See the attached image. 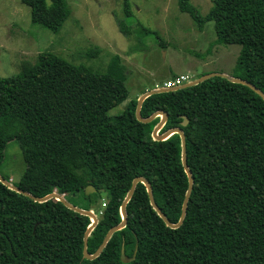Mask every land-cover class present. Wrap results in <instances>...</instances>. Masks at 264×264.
<instances>
[{
  "label": "trees",
  "instance_id": "16d2710c",
  "mask_svg": "<svg viewBox=\"0 0 264 264\" xmlns=\"http://www.w3.org/2000/svg\"><path fill=\"white\" fill-rule=\"evenodd\" d=\"M30 20L57 33L70 14L67 0H19ZM119 31L133 35V13L121 0ZM201 16L190 0H177L201 29L212 22L215 42L238 45L233 77L264 94V0H210ZM155 32L145 29V32ZM97 53V51H96ZM118 55L95 73L43 52L14 76L0 77V165L16 141L24 171L13 185L33 197L53 192L73 206L93 211L97 225L87 239L93 254L108 230L120 223V206L133 179L144 178L167 218L178 222L187 177L177 134L155 141L135 118ZM161 111V133L180 128L193 187L183 224L168 228L138 183L126 205L127 225L114 233L94 260L83 259L88 217L56 200L36 203L0 183V264H264V101L249 88L214 77L142 103L140 115ZM188 124L181 127V117ZM5 180L8 178L3 177ZM87 186L95 192L86 196ZM106 193L103 199L100 193Z\"/></svg>",
  "mask_w": 264,
  "mask_h": 264
},
{
  "label": "rangeland",
  "instance_id": "374dc122",
  "mask_svg": "<svg viewBox=\"0 0 264 264\" xmlns=\"http://www.w3.org/2000/svg\"><path fill=\"white\" fill-rule=\"evenodd\" d=\"M128 1L133 15L125 21L133 30L131 36L123 35L117 25L123 19L121 0H67L70 14L57 33L33 24L29 8L19 0H0V77L17 75L43 52L95 73L105 72L110 58L118 55L129 94L108 112L115 116L147 91L208 74L233 75L240 46L216 43L212 22L199 29L188 14L179 11L177 0ZM190 4L201 16L212 6L210 0H190ZM180 77L185 81L180 82ZM24 168L17 142L10 141L0 175L17 183ZM100 196L105 199L106 193Z\"/></svg>",
  "mask_w": 264,
  "mask_h": 264
},
{
  "label": "water",
  "instance_id": "95a60500",
  "mask_svg": "<svg viewBox=\"0 0 264 264\" xmlns=\"http://www.w3.org/2000/svg\"><path fill=\"white\" fill-rule=\"evenodd\" d=\"M214 77H220V78L227 80L230 83L245 86V87L249 88L250 90H252L254 93H256L264 101V94L259 89H257L255 86H253L251 83H249L245 80L239 79V78H235L233 76L225 75V74H208V75L201 76L200 78L193 80V81L186 83V84L177 85L174 87H167V88L163 87V88H159V89H153V90L147 91V92L143 93L142 95H140L136 101L135 118L138 122L143 123V124H148V123L152 122L155 118H157V117L160 118L159 122L155 125V127L153 128L152 133H151V137L153 140L164 141L174 134H177L180 137V146H181L180 160H181L183 170H184L186 177H187V190L185 192V195H184V198L182 201L180 216H179L178 222L176 224L170 223L167 220V218L164 216V214L161 212V210L158 208V206L156 205V203L153 199L151 185L144 178L137 177V178L133 179L131 186H130V189L128 190L125 198L123 199V201L121 203L120 210H119L120 217H121L120 223L117 224L116 226L112 227L110 230H108V232L106 233L105 237L103 238L101 244L99 245L98 249L93 254H89L87 251V239H88L91 231L96 227L97 222H98L97 217L93 211H86V210H82L78 207L73 206L64 198L63 195H60L57 192H53V193L48 194V195L41 197V198L33 197L32 195H30L26 192H23L19 188L15 187L13 184L9 183V181L5 180L1 175H0V183L3 184L4 186H6L8 189L13 190L17 193H20V194L24 195L25 197L31 199L33 202L44 203L46 201L53 199V200L60 202L63 206H65L69 210L74 211L80 215L88 217L90 219L91 223L87 227V229L83 235V247H82L83 259H86V260L92 261V260L96 259L101 254V252L103 251L104 247L106 246V244L108 243V241L110 240L112 235L126 227V225H127L126 205L130 201V199L132 198L134 191H135V188H136L138 183L142 184L146 188L149 204H150L151 208L155 211V213L158 215V217L163 221V223L170 229H177L183 224V221L185 219L187 206H188V200H189V197H190V194L192 191V187H193L192 174H191V172L187 166L185 136H184V133L182 132V130L180 128H172V129H169L163 133H160L162 128L164 127V125L166 123V120H167V115L164 112L157 111V112L153 113L152 115H150L148 118H142L140 115V110H141V106H142L143 101L150 96H153L156 94L175 92V91H178L181 89L189 88V87L198 85V84H200V83H202L208 79L214 78ZM181 119H182V122L180 123V126L185 127L188 124V119L185 116H182ZM94 192H95V188L92 186H87L84 189V193L86 196H89L90 194H92ZM136 250H137V243L135 244V249H134V253H133L132 257L128 258L125 256L124 251L122 249L120 252L121 262L125 263V264L131 262L134 259Z\"/></svg>",
  "mask_w": 264,
  "mask_h": 264
},
{
  "label": "built area",
  "instance_id": "2783aa9c",
  "mask_svg": "<svg viewBox=\"0 0 264 264\" xmlns=\"http://www.w3.org/2000/svg\"><path fill=\"white\" fill-rule=\"evenodd\" d=\"M179 81H180V82H181V81H185V78H184V77H180ZM174 86H177V85L174 84V83L168 85V87H174ZM8 181H9V180H8ZM9 183H11V182L9 181ZM11 184H12V183H11Z\"/></svg>",
  "mask_w": 264,
  "mask_h": 264
}]
</instances>
